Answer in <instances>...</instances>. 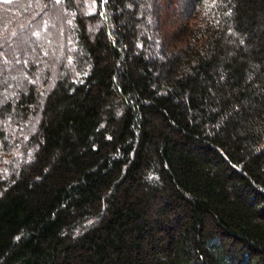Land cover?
Here are the masks:
<instances>
[{"label":"trees","instance_id":"trees-1","mask_svg":"<svg viewBox=\"0 0 264 264\" xmlns=\"http://www.w3.org/2000/svg\"><path fill=\"white\" fill-rule=\"evenodd\" d=\"M0 264H264V0H0Z\"/></svg>","mask_w":264,"mask_h":264}]
</instances>
